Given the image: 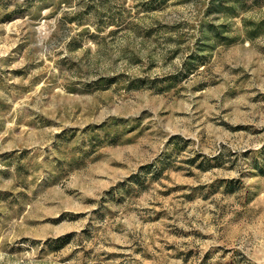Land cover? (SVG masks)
<instances>
[{"label":"rangeland","instance_id":"obj_1","mask_svg":"<svg viewBox=\"0 0 264 264\" xmlns=\"http://www.w3.org/2000/svg\"><path fill=\"white\" fill-rule=\"evenodd\" d=\"M212 4L0 0V264H264V0Z\"/></svg>","mask_w":264,"mask_h":264},{"label":"trees","instance_id":"obj_2","mask_svg":"<svg viewBox=\"0 0 264 264\" xmlns=\"http://www.w3.org/2000/svg\"><path fill=\"white\" fill-rule=\"evenodd\" d=\"M246 0H213L212 7L216 8L217 11L222 13L223 16L232 18L233 16L238 15L236 13L237 10H240L243 8ZM250 25L246 24V28ZM208 36L206 37L205 41H202V49L201 52L205 51V48H212L215 47L214 42L212 40L219 41L221 38L225 37V31H221L216 26L209 27L208 29ZM254 32V31H251ZM208 49V51H210Z\"/></svg>","mask_w":264,"mask_h":264}]
</instances>
